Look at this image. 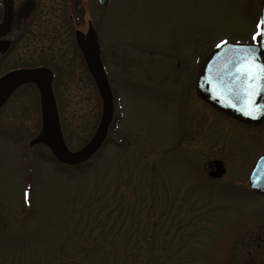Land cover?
<instances>
[{
    "label": "rangeland",
    "instance_id": "1",
    "mask_svg": "<svg viewBox=\"0 0 264 264\" xmlns=\"http://www.w3.org/2000/svg\"><path fill=\"white\" fill-rule=\"evenodd\" d=\"M80 1L73 21V0H41L31 31L0 55V77L49 69L66 146L78 152L104 108L79 45L92 34L113 123L94 153L62 164L44 140L35 85L9 97L0 110V264H264V194L249 189L264 123L217 113L195 87L201 59L221 40L253 41L261 0ZM211 160L224 162L220 179L205 173Z\"/></svg>",
    "mask_w": 264,
    "mask_h": 264
},
{
    "label": "water",
    "instance_id": "2",
    "mask_svg": "<svg viewBox=\"0 0 264 264\" xmlns=\"http://www.w3.org/2000/svg\"><path fill=\"white\" fill-rule=\"evenodd\" d=\"M98 1L102 5H107L110 2V0ZM33 4L34 2H27L21 13H29ZM5 11V18L0 25V37L4 36L11 26L13 0H5ZM261 20H264V0H262ZM0 45L1 48L5 46L3 42H0ZM86 47L87 58L104 97L105 115L97 137L80 152L72 153L65 146L55 99L45 71L17 70L0 80V105L10 90L20 83L32 81L39 86L46 127L45 138L50 143L55 155L63 161H78L94 152L103 142L104 133L112 117L113 97L93 38H90ZM242 49H250L255 60L264 63V36L258 37L256 43L228 42L219 48L216 47L205 59L197 80V88L199 94L217 109L239 120L256 125L264 121V81L251 80L249 76L237 73L238 57L242 55L240 51ZM249 112L251 114H248ZM206 171L213 177H221L225 173L224 163L221 160L210 161L206 166ZM250 182L252 188L264 192V156L258 160L254 167Z\"/></svg>",
    "mask_w": 264,
    "mask_h": 264
},
{
    "label": "flooded vegetation",
    "instance_id": "3",
    "mask_svg": "<svg viewBox=\"0 0 264 264\" xmlns=\"http://www.w3.org/2000/svg\"><path fill=\"white\" fill-rule=\"evenodd\" d=\"M27 1H35L34 3V9L32 10L31 13H21L22 8L24 7L25 3ZM74 4H72L74 6V13L71 15V19H73V21L75 20V18L77 17L78 20L79 18V14H78V6L80 5L81 1L80 0H73ZM40 3L41 0H13V21H12V25L10 26L8 32L2 37V39H0V42H3V44L5 46H9V50L3 54L2 56L8 55L10 54V52L15 48V46L24 38L28 35V33L31 31V28L33 27V23H34V18L35 15L40 7ZM1 11H0V20H2L3 16L5 15V7H3V4H1ZM87 38L89 39V34L87 35ZM2 40V41H1ZM3 45V46H4ZM79 45L80 48L83 50V53L85 55V44L83 42V36L79 35ZM4 46V47H5ZM1 48V45H0ZM7 48V47H5ZM1 55V54H0ZM101 55V54H100ZM102 59V58H101ZM103 60V59H102ZM201 63V62H200ZM46 69V68H44ZM49 82L50 85L54 91V84H53V79L51 77V74L49 73ZM21 86L19 85L18 87H16L5 99L4 104L6 103V101L9 99V97H11V95L17 90L19 89ZM55 93V92H54ZM3 104V105H4ZM2 105V107H3ZM0 107V110L1 108ZM217 113L222 114L220 112L217 111ZM224 114V113H223ZM251 127V126H250Z\"/></svg>",
    "mask_w": 264,
    "mask_h": 264
},
{
    "label": "snow or ice",
    "instance_id": "4",
    "mask_svg": "<svg viewBox=\"0 0 264 264\" xmlns=\"http://www.w3.org/2000/svg\"><path fill=\"white\" fill-rule=\"evenodd\" d=\"M257 28L258 30L254 34V39L264 36V20L259 22ZM227 43V40H221L220 43L216 45V47L219 48L223 45H226ZM240 51L242 52V55L238 57L239 66L237 68V73L244 76H249L251 80L259 79L264 81V63L257 62L250 49H242ZM248 114L251 113L249 112Z\"/></svg>",
    "mask_w": 264,
    "mask_h": 264
}]
</instances>
